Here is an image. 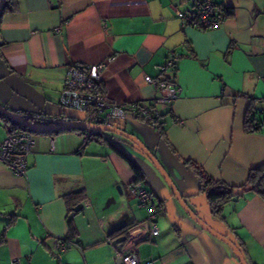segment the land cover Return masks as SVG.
I'll return each instance as SVG.
<instances>
[{
    "label": "crops",
    "instance_id": "crops-1",
    "mask_svg": "<svg viewBox=\"0 0 264 264\" xmlns=\"http://www.w3.org/2000/svg\"><path fill=\"white\" fill-rule=\"evenodd\" d=\"M192 1L15 0V9L0 18V104L29 115L66 113L58 96L71 64L105 61L102 89L124 104L159 96L145 76L170 78L181 93L155 104V126L172 171L157 159L204 221L250 264H264V198L244 186L249 170L264 164V128L244 126L264 97V0H214L219 11L231 8L233 14L205 30L182 27L175 14ZM173 53L177 69L160 71ZM124 119L123 129L142 138L146 120L131 112ZM7 134L0 117V143ZM33 137L25 175L0 161V264L12 257L20 264H116L120 253L134 249L140 261L154 264H241L227 243L189 216L150 159L127 139L99 133L86 140L73 129ZM187 161L243 193L215 216ZM130 162L142 179L136 180ZM130 185L153 193L156 235L149 234V210ZM77 191L79 197L66 196ZM79 202L83 208L69 217ZM120 222L127 225L121 252L107 235ZM57 239L70 241L67 250H54Z\"/></svg>",
    "mask_w": 264,
    "mask_h": 264
},
{
    "label": "built area",
    "instance_id": "built-area-1",
    "mask_svg": "<svg viewBox=\"0 0 264 264\" xmlns=\"http://www.w3.org/2000/svg\"><path fill=\"white\" fill-rule=\"evenodd\" d=\"M182 27L192 26L199 30L217 27L222 21L220 11L214 0H193L192 4L184 9H175ZM113 56H109L111 61ZM179 55L171 54L166 61L159 66V70L177 69ZM106 67L105 61L91 64H71L67 66L58 101L65 112L49 117L50 124L75 121L87 124H101L108 127L116 126L117 119H124L127 112L142 117L151 125L158 121L159 111L155 104L168 103L181 93V87L171 86L162 79L145 76V81L153 85L160 94L153 102L137 101L130 104L118 103L108 98L102 89V73ZM69 109V112L67 111ZM258 110L261 115V124L264 125V97L260 99ZM101 119V123L97 119ZM99 130L85 128V137L98 135ZM34 145L33 134L27 130H13L7 134L0 143V161L4 163L15 175L23 176L27 171V156ZM129 192L134 195L141 205L149 210L148 218L153 222L149 234L156 235L158 228L154 223L155 202L153 193L143 187L129 186ZM70 246V241L61 239L53 243L54 250L63 252ZM121 264H154L152 260L140 261L135 249L130 252L120 253ZM10 264H20L17 257L10 259Z\"/></svg>",
    "mask_w": 264,
    "mask_h": 264
},
{
    "label": "water",
    "instance_id": "water-1",
    "mask_svg": "<svg viewBox=\"0 0 264 264\" xmlns=\"http://www.w3.org/2000/svg\"><path fill=\"white\" fill-rule=\"evenodd\" d=\"M5 0H0V10L2 9V6L4 4ZM0 113L4 114L8 118L16 121L17 123H20L22 126L26 127L29 130L33 131H52V130H62V129H69V128H87L91 127L94 129L99 130L100 132H109L113 135L121 136L131 143H133L142 153H144L150 161L154 164V166L157 168V170L162 174L164 179L166 180L167 184L171 188V191L173 195L178 199L182 207L185 209V211L189 214L191 218H193L197 223H199L204 229L209 231L212 235L216 236L218 239L224 241L227 243L230 248L235 253L236 257L239 259L241 264H248L247 260L242 253V251L239 249V247L233 243L228 237L221 234L219 231H217L215 228L211 227L206 221H204L185 201L184 197L181 195L180 191L177 189L176 185L173 183L172 179L170 178L168 172L165 170L164 166L160 163V161L157 159V157L150 151V149L145 145V143L136 135L131 134L127 131H125L124 125H125V119H117L116 120V126L114 127H108L101 124H87L84 122H75V121H66V122H60L58 124H50L46 121L48 119H45L43 117L37 116V115H29L24 114L17 111H12L4 107L0 104ZM36 120H38L36 122ZM41 121V122H39ZM98 123H101V119H97ZM119 189V187H117ZM242 187H237L234 189L235 195H241L243 193ZM84 204L82 202L77 203L72 207V211L69 213V217H72L75 212L80 211L83 208ZM126 223L120 222L113 224L108 227L107 229V235L109 237H112V244L118 251H122L123 244L127 240V236L125 234H121L122 231L126 228ZM121 232V233H120ZM115 233H120L117 236H114ZM116 264H121V257L119 256L116 259Z\"/></svg>",
    "mask_w": 264,
    "mask_h": 264
},
{
    "label": "trees",
    "instance_id": "trees-1",
    "mask_svg": "<svg viewBox=\"0 0 264 264\" xmlns=\"http://www.w3.org/2000/svg\"><path fill=\"white\" fill-rule=\"evenodd\" d=\"M216 4V3H215ZM15 9V0H5L4 4L2 6V9L0 10V18L2 14L7 10H13ZM220 14L222 18L231 16L233 14V10L231 8H221ZM174 71V69H173ZM166 82L170 81V78L162 79ZM258 113L260 114L258 109L251 108L249 112L247 113V116L245 118L244 126L247 131H259L262 128H264V125L261 124V117H257ZM40 116V115H37ZM0 117L6 122L8 125V133L21 129V130H27L31 132L32 134L37 131L29 130L26 127L22 126L20 123H17L16 121L8 118L4 114L0 113ZM45 119H48L46 122H49V117L40 116ZM38 120H36L37 122ZM41 122V121H39ZM158 122V121H157ZM148 124H150L148 122ZM157 124V123H156ZM150 126L153 127V125L150 124ZM157 126V125H156ZM73 130H76L78 132H81L84 134L85 128H71ZM68 129V130H71ZM46 133L53 134L58 132V130H52V131H45ZM92 137H86V140L91 139ZM187 164L189 165V169L193 175L197 177V180L199 182V189L204 191L207 195L208 199V205L210 212L214 214L215 216H220L224 204L234 196V186L227 185L222 181L214 180L207 176L203 171H201L197 166H193L191 162L187 161ZM131 167L135 171L136 174V180H140L143 178L142 172L139 170L137 166H135L132 162H130ZM244 186H249L251 189H253L255 192H257L262 198H264V164L256 166L249 170L246 182L244 183ZM80 192H74L70 193L66 196H76L79 197ZM71 235L73 234L74 228L71 226ZM246 258V257H245ZM247 260V258H246ZM247 263L250 264V262L247 260Z\"/></svg>",
    "mask_w": 264,
    "mask_h": 264
},
{
    "label": "rangeland",
    "instance_id": "rangeland-1",
    "mask_svg": "<svg viewBox=\"0 0 264 264\" xmlns=\"http://www.w3.org/2000/svg\"><path fill=\"white\" fill-rule=\"evenodd\" d=\"M67 111L69 112V109H67ZM141 122L145 125L146 131H144L143 135L141 136L142 138H140L137 135L136 136L139 137L145 143V145L150 149V151L156 157H158L161 160L162 164H164V166L167 170L172 171V165L166 160V157L164 155L165 147L163 146V142L161 141L162 140L161 135L158 132L156 126L154 125L152 127V126H150V124H148L147 121H144V120H142ZM100 133H104L105 135L111 134L109 132H100ZM95 137H97L96 134L93 135V138H95ZM175 178H177V177H175ZM186 179H187V177H186ZM201 214H204V213H201Z\"/></svg>",
    "mask_w": 264,
    "mask_h": 264
}]
</instances>
